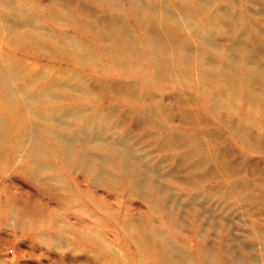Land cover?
<instances>
[{
    "label": "rangeland",
    "instance_id": "1",
    "mask_svg": "<svg viewBox=\"0 0 264 264\" xmlns=\"http://www.w3.org/2000/svg\"><path fill=\"white\" fill-rule=\"evenodd\" d=\"M98 1L112 13L124 14L125 10L127 16L133 19V24L140 30L139 37L133 34L130 24L121 16L100 13L104 18L124 24L132 36L140 40L141 51L145 54H142L144 64L141 68L144 67L146 74L152 72V56L143 45L146 36L142 27L145 22L138 14L136 16V12L141 5L144 6V2L151 7L166 6L167 3L161 0H126L127 7H124L117 0ZM174 2V6L167 5L192 13L186 16L189 24L182 20L181 27H172L175 37L183 42L196 39L204 45L202 50L206 47L220 57V64L227 62L239 66L237 70L242 78L244 94L247 91L246 80L253 81V84L256 80L264 83L261 67L247 62L240 55V50L236 52L227 46L226 36H219L221 27L211 20L216 15V9L209 13V17L198 19L193 13L195 10H189L196 7H190L189 2L184 6L177 0ZM216 2L225 9L231 4L244 19L243 22L237 21L238 15L231 13V19L235 22V32L230 33L231 36L237 38L243 29L254 33L255 29L264 28V21L254 25L246 22L248 19L255 21L258 17L256 13L261 9L264 12V0ZM33 4V1L27 0H0V67H9L8 73L0 78V264L171 263L175 258L169 261L167 256L166 259L160 251L163 247L167 252L172 250L173 256L182 264H199L196 250L205 240L193 233V226H198V223L191 220L192 190L185 185L192 183V176L188 173L193 167L186 168L184 165L191 158L187 153L191 147L176 139L174 132L180 135L185 133L187 142L191 141L192 151L197 153L198 138L213 134L207 126L216 123L219 134L225 136L229 132L232 140L243 149L261 153L264 152V140L260 134L263 132L264 135V104L257 109L243 105L245 108L239 111H242L240 114L244 121L227 126L225 122L231 120L232 114L229 112L230 109L233 111L232 108L227 106L228 111L221 106L215 111L208 109L210 102H215L220 96H215L213 91L218 90L222 94L218 89L219 75L216 79L219 83L211 91L214 96L207 101L203 91L200 94L195 90L201 99L196 102L200 108H191L195 111L199 109L201 120L209 116L214 120L207 118L209 122L206 121V125H199V118L195 121L185 115L183 124L174 123L169 128L165 125L164 128L159 127L163 125L161 121L148 122L146 126L137 124L144 137L139 134L125 136L130 130L123 132L122 128L114 125L122 124L124 127L131 123L132 126L130 118L140 114L137 105L127 98L119 99L122 96L115 95L111 89L90 92L88 84L93 75L101 76L106 81L116 79L120 82L134 76L142 77L139 66L132 63L136 71L130 78L121 71L111 69L107 60L97 52L95 42L91 40L94 36L92 32L81 31L74 24L70 26L66 19L55 22L60 25L57 30L54 23L45 21V7ZM67 7L69 14L76 17L82 26L91 18L82 8L94 12L82 0H73ZM260 17L264 18V14ZM103 23L101 21L99 25ZM89 25L92 29L98 28L93 22ZM184 28H187V35L182 31ZM261 39L264 40V35H261ZM219 43L224 44L225 48ZM183 48L176 50L179 56H185ZM205 62L193 65L195 69L191 70V80L194 83L202 81L199 71L200 68L204 69ZM61 69L68 71L70 79H63L64 75L59 73ZM37 72L40 73L38 76ZM174 73L175 79L183 80V83L189 81L182 72L175 70ZM123 77L125 80L120 79ZM52 81L55 84L48 89L47 85ZM208 81L203 80L202 85H207ZM167 85L162 91H167ZM177 88H180L179 85ZM164 92L159 99L169 100L170 103L172 93L164 95ZM261 95L264 97V88ZM148 98L147 95L141 97L142 100L146 99L143 106L152 108L150 111L157 114L158 106ZM255 110L260 113L258 119L252 115ZM177 116L180 119L183 117L182 114ZM252 120L257 123L250 128L248 123ZM135 137L137 146L133 139ZM155 140L170 148V152H154V148L138 144L157 145ZM220 143L224 144V149L227 148L232 163L239 165L242 149L225 138H221ZM89 144H92L91 148ZM208 149L213 156V148ZM71 156L73 160H70ZM202 158L204 161L200 159L198 165L203 166L208 162L209 156ZM261 161L260 167L264 170V159ZM34 162H39L36 163L39 171L31 168ZM225 163L216 162L221 167H225ZM234 178H238V175ZM202 187L207 188L205 185ZM241 205L236 199L231 202L219 199L213 205L207 203L203 206L205 210L213 207L216 212L228 217L227 222L217 220L215 236L203 245L204 253L201 249L206 258L213 260L212 264H216L218 259L220 264H224L225 258L217 249L219 243L239 247H235L234 256L241 259L246 256L244 247L254 243L257 248L264 245V240L257 242L250 238L257 226L264 225V222H260L264 220V215H258L257 218L262 219L257 221L251 215L257 206ZM258 209L264 213V206ZM202 220L206 227V219ZM222 230L227 232L223 233ZM258 251L254 256L261 261ZM225 264L231 263L226 260Z\"/></svg>",
    "mask_w": 264,
    "mask_h": 264
},
{
    "label": "bare ground",
    "instance_id": "2",
    "mask_svg": "<svg viewBox=\"0 0 264 264\" xmlns=\"http://www.w3.org/2000/svg\"><path fill=\"white\" fill-rule=\"evenodd\" d=\"M27 1H33L34 4L32 6L38 5L45 7L44 11L47 13L45 21L58 22L59 19H62L63 21L66 19L70 26L74 24L75 26H78V29L81 31L88 30L92 32L94 36L91 40L95 42L94 45L97 49V52L107 60V63L111 66V69L121 71V73H124L128 78H130L132 73L136 71L135 67H132V63H135L139 66V70L141 72L140 75L142 77L134 76L131 77L130 80L120 82L116 79L112 81H106V79L100 78L101 76L93 75L91 76L92 78H90V83L88 84L90 92L98 89H111L113 90L115 95L122 96L118 97L119 99L127 98L128 100L133 101L135 103V106L137 105L136 109L140 114L136 117L134 116L133 118H130L133 127L129 129L130 131H127L125 135L130 134L131 136H136L139 134V136L144 137L143 132H141V127H137L138 125L142 126V123H153V121H161L163 125L159 127L164 128L165 125L167 128H169L167 122L183 124L182 121H186L183 120L185 115H187L188 118H193L195 121H197V119L199 118V109L195 111L191 109V107L200 108V105L198 103L193 104L194 101L192 99H189L192 98L190 95H188L187 98H189L186 99V97L184 96L181 97L176 93H172V95H170V103H172L173 105H170L169 100L158 98L157 100L155 98L151 99V97H153V93H144L141 91L142 89H138L139 87H143L146 90L162 91L164 90V88H166V84H169L167 85L169 86L167 90H173L174 88H177V85H179L180 88L186 87L193 91L197 90L198 92H200V94L201 91H203L205 94L204 99L209 101V99L214 96L212 95L211 91L213 90V88H215L216 85H218L217 83L220 82L218 85V89L221 90L223 95L220 94L215 102H210L208 109L211 110L212 108V110L215 111L221 106L220 108H224L226 111H228V107L224 105L223 100H225L227 98V95L231 94L232 92L237 93L238 97H240L241 100L245 101L247 107L257 109L264 104V97L261 95V91L264 88L263 82L256 80V82L253 84V81L246 80L247 91L246 94H244L242 89V78L239 71L237 70L240 69L239 66L235 67L233 63L230 64L227 62H225L224 64H220V57H217V54L215 52L207 49L206 47L204 50H202L201 47H204V45H201L196 39L193 40L197 41L196 44L199 45L197 53L193 52L191 45L187 41L183 42L181 38L175 37L174 33L172 32V27H181L182 20L186 23V25L189 24V22L186 20V16L192 14L183 8L178 11L177 9L169 7L167 4L166 6L158 5L151 7L149 4H147V2H144V6L142 7L141 5L140 10L136 12V16L138 14L145 22V26L142 27L144 37L146 36L143 45L148 54L152 56V60H150L152 72H148L146 74L144 67L141 68V65L144 64V61L142 62V54L144 53L142 52L143 49L140 46V40L132 36L131 32L128 30V27H126L124 24L120 25L119 23L121 22L106 17L104 18L94 12L82 8L83 11H86L88 17H91L89 20L87 19L85 24L82 26L78 23L76 17L72 16V14H69V9L67 6L73 0ZM177 1L183 4V6L187 4L186 2H189L190 7H196L189 10H195L193 11V13H195V15L199 17L198 19L202 17H209V13L212 10L216 9V15L214 17H211V20L215 22V25L221 27L219 36H226V42H228L227 46L234 48L236 52L240 50V55H243L247 62L253 63L258 68L260 66V69L264 72V40L261 39V35H264V28L255 29L254 33L250 32L249 29H243V31L240 32L239 36L235 38L230 35V33L235 32V22L231 19V13H236L238 15V17L236 18L237 21L243 22L244 19L240 16L237 9H233L231 4H229V8L225 9L221 6H218L216 0ZM237 8L239 9V7ZM34 9L36 10L37 8ZM263 14L264 12L261 9V12L256 13L258 17L255 21L248 19L246 20V22L254 25L259 21H264V18L260 19V16ZM101 21H104L105 23H103L102 26L99 25V22ZM90 22L98 25V28L92 29V27L89 25ZM63 23H61V25H63ZM190 26H192V24H190ZM99 41L101 42L99 43ZM202 43L204 44V42ZM179 47H184L183 49L186 52L185 56H179V54L177 53L176 50ZM177 59H180L181 61ZM203 61H206V64L204 66V69L200 68L201 71H199V73L202 81L209 80L207 85H202V81L194 83L191 80V78H193V71L191 70H193V68L195 69L193 65H195L196 63H201ZM175 70L182 72L184 74V77L189 78V81L183 83V80L175 79L173 76L175 74ZM7 71H9L8 66L0 67V78L5 76ZM77 71H79V69ZM38 73L39 72H37L36 76H38ZM59 73L61 75H64L63 79H65V81L66 79H70L71 77L67 75L68 71H66V69H61ZM219 75L221 76V78L218 82L216 79ZM139 82L140 84H138ZM142 82H144L143 85H141ZM53 84H55L54 81L48 84L47 88L50 89V87H53ZM137 94L139 95L138 97L136 96ZM144 95H147V97H149L148 99L153 101L155 105L158 106L159 111L157 114L154 111H150V109L152 108H145L143 106V102L146 99L142 100L141 97ZM229 113L234 115L231 109ZM181 114L183 115L182 119L177 116ZM207 118L214 120V118L212 117ZM207 118L203 117V120L199 118V125H203L209 122L207 121ZM143 119L147 121L143 122ZM230 119V121L225 122L227 126H233L236 121H244V117L235 118L233 116L230 117ZM137 129L139 131H137ZM174 134L176 139H180L182 142H184V145H186L187 147H191L189 148L190 152L187 153H190V156L194 155V152L192 151L193 147L191 145V141L187 142L188 136L186 135V137L185 133L180 135L174 132ZM172 139L174 138L172 137ZM159 144L163 145L162 142ZM201 159L203 160L204 158ZM196 166L195 168L198 167Z\"/></svg>",
    "mask_w": 264,
    "mask_h": 264
},
{
    "label": "crops",
    "instance_id": "3",
    "mask_svg": "<svg viewBox=\"0 0 264 264\" xmlns=\"http://www.w3.org/2000/svg\"><path fill=\"white\" fill-rule=\"evenodd\" d=\"M82 1L85 4V6H87L92 11L96 12L99 15L101 13L104 15L112 14V15L121 16V18H123V20H125V22L130 24L129 26H130L133 34L135 36L139 37V34H140L139 31L140 30H138V27L133 24V22H132L133 19H131L130 16H127L125 10H123L124 14H121L120 12H113L112 13L109 8H107L105 5H103V3H100L98 0H92V1L91 0H82ZM89 1H91L92 3H89ZM117 1L121 5H123L124 7H127L126 6L127 5L126 0H117ZM161 1H164L171 6H174L173 3H175L174 0H161ZM173 8H175V7H173ZM46 22H51V21H46ZM51 23H54L57 26V30L59 29L60 25L56 24L55 22H51ZM186 29L187 28H184V29H182V31L185 33ZM188 32H189V30H188ZM184 35H187V33H185ZM196 42L197 41H195V40H188V43L191 45L192 50L195 53L198 52V47L196 45ZM219 44H222V43H219ZM222 45L224 46V44H222ZM140 46H142V45H140ZM224 48H225V46H224ZM219 50H220V48H219ZM199 51H200V49H199ZM88 53L91 54L89 49H88ZM98 59L100 61H102L101 60L102 58L100 56H98ZM114 77L117 78L118 76L114 75ZM120 79L125 80V77L120 78ZM140 89H142L141 91L144 93H149V92L153 93V97H151V99L155 98L156 100H157V98L159 99L161 93L164 92L161 90H146L143 87H141ZM166 93H168V94L169 93H176L177 95H179L181 97L182 96L186 97V99H188L189 97L187 98V96L190 95L192 98H189V99H192L194 101L193 104H196V102L201 101L200 96L197 92L190 90L186 87L185 88H177L176 90H167L164 92V95H166ZM213 94L215 96L220 95L218 90H214ZM221 95H223V94H221ZM223 101H224V105L233 109V113H234L235 118L241 117V114H240L241 111H239V110L244 109L246 107V104H244L243 100H241L240 97H238L237 93L232 92L231 94H228L227 98ZM243 105H245V107ZM191 108H195V107H191ZM203 110H205V109H203ZM237 115H238V117H237ZM252 115L258 119L260 116V113L258 112V110H255L254 112H252ZM232 117H233V114H232ZM122 119H125V118H122ZM103 120H105V119H103ZM254 123H257V121H255V120L250 121L248 123L249 127L253 128ZM112 124L114 125V123H112ZM93 125L95 126L96 124H93ZM141 125L146 126L147 123H142ZM167 125L169 127H173L174 123L173 122L167 123ZM114 126H118V127L123 129L122 130L123 132H126L125 130L131 129L133 127V124L131 126V123H127L124 127H122L123 126L122 124L121 125H114ZM148 128L151 129V127H148ZM207 128H208V131H213V134H210L209 136L204 137L203 139H201L199 137L198 139H200V141L196 145L198 148L197 153L195 152L194 155L191 156V158H188L189 161L184 163L186 168L193 167V169H191V171L188 173L192 176V183H191V185L185 183V185L187 187H190V189L192 190V193H191V196H192V199H191L192 200V217H191V220L193 223H196V222L198 223V226L197 225L193 226V233L195 235L198 234L201 239L205 240L204 242H202V245H200L198 247V249L196 250V254L198 256L197 260L200 261L199 264H212L211 262L213 260L206 258L203 255L205 250H203L202 247H203V245L207 244L206 242L208 239H211L212 237L215 236V234H214L215 228H216L215 223L217 222V220L218 219L224 220L225 222L228 221V219H227L228 217H225L224 214H219L218 212L215 211V209H213V207L212 208H206V210L203 209V206L205 204H207V203L211 204L212 203V205H213L214 202L219 200V199L223 200V201H227V202L228 201L231 202V200L236 199L242 205H255V207L257 206L256 210H253V212L251 211V215L255 216L257 221H260L262 219V218L258 219L257 218L258 215H260V216L264 215V213L262 214L261 210L258 209L259 206H261V205L264 206V180H263L264 178L260 177V176H264V172H263L264 170L261 169V167H260V166H262L261 160L264 159V152H261V153L254 152L253 153V152H249V151L243 149L241 146L238 145V142H234L232 140L229 132H228V135L225 134V136H222L221 133L219 134L217 132L218 128H217L216 123L208 125ZM219 130H221V129L219 128ZM251 130H254V129H251ZM223 132L226 133L225 131H223ZM162 133L164 134V132H162ZM257 133H259V131ZM260 134H261V138L263 137V140H264L263 132H261ZM212 137H216V138H214L215 140L212 141L211 140ZM221 138L227 139L232 144H237L242 149V150H240L241 154H240V158H239L240 159L239 165H235L234 163H232L229 155L227 154V150H226L227 148L224 149L225 148L224 144L220 143ZM133 139H134L135 145L137 146V143H136L137 138L135 137ZM91 142H93V141H87V143H91ZM154 143H156V140ZM253 143L255 144V142H253ZM138 144H145L147 147H152L155 149V150H153L154 152L156 150L157 151H165V152L169 151L170 152V150H171L170 148L166 147L165 145H161L159 143H156L157 145H150V144H146L144 142L138 143ZM91 147H92V144L90 145V148ZM208 148H213V150H214L213 156L210 154L211 150H209ZM66 149L68 150L67 147H66ZM205 155L209 156L208 162L202 164L203 166L198 165L200 159ZM166 157L167 156H165V158ZM260 157H262V158H260ZM70 160H73V156L70 157ZM219 161H224V162H227L228 164L225 163L226 166L221 167V165L219 166L218 164H216V162H219ZM36 163H39V162H34V164L31 166V168L39 171L40 167H37ZM196 165L198 166L197 169L195 168ZM238 167H240V168H238ZM85 173H87V172H85ZM176 173H178V172L176 171ZM178 174H180V173H178ZM235 175H238V178L235 179L234 178ZM256 176H258L259 178ZM203 185L207 186V188L202 187ZM204 218L206 219L205 220L206 224H207L206 227H204V225L201 223V222H203L202 219H204ZM177 220H179L178 214H177ZM260 222H264V220H262ZM222 231H223V233L225 232V230H222ZM224 235H227V234H224ZM228 235H230V234H228ZM222 237H223V235H222ZM250 238H254L255 240H257V242L260 239L264 240V225L257 226L255 228V231L251 234ZM217 246H218L217 249L219 251V254L224 256V258H225L224 264H225L226 260L228 263H231V264H246L247 262L248 263L251 262L253 264H259V263L264 264V245H262L260 248L256 247V243H254L252 246H248V247L243 246L244 250H246L245 251V254H246L245 259L244 258L241 259L238 256H234L235 247L239 248L237 246H235V247L230 246L229 244H226V242H223V244L219 243ZM163 248H161L160 251L162 252V254H164L166 259H167V256H168L169 261L171 260V258H175V259H174V261H171V263H167V262L166 263L161 262V263H163V264H182L179 261V259H177V257L173 256L174 252L172 250H169V252H167V249L166 248L163 249ZM201 249H202L203 253H202ZM257 251H258V256L260 255V257L262 259L261 261L257 259V256H254V253ZM220 262H221L220 259H218L216 264H220ZM157 264H159V263H157Z\"/></svg>",
    "mask_w": 264,
    "mask_h": 264
}]
</instances>
